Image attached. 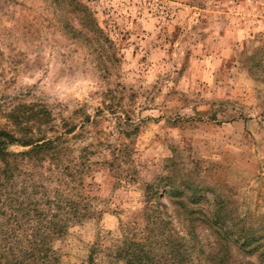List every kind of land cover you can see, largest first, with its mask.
<instances>
[{"label":"rangeland","instance_id":"obj_1","mask_svg":"<svg viewBox=\"0 0 264 264\" xmlns=\"http://www.w3.org/2000/svg\"><path fill=\"white\" fill-rule=\"evenodd\" d=\"M29 103L54 118L35 138L65 133L60 166L86 156L54 264H123L134 242L159 264H264V0H0V127ZM179 201L218 226L189 232Z\"/></svg>","mask_w":264,"mask_h":264},{"label":"trees","instance_id":"obj_2","mask_svg":"<svg viewBox=\"0 0 264 264\" xmlns=\"http://www.w3.org/2000/svg\"><path fill=\"white\" fill-rule=\"evenodd\" d=\"M19 107L21 108H9L3 114L6 124L13 128L0 127V264H54L57 257L51 242L64 235L72 222L87 214V206L73 184L76 173H82L86 156L82 157L78 167L73 168L67 163L60 166L55 160L61 161L57 156L61 147L59 142L65 133L56 134L53 138L44 134L37 138L34 136V129L37 128L40 132L43 126L53 121L51 110L43 103H29L22 110H18ZM66 132H70V129ZM15 144L27 148L19 151L9 149ZM49 156L50 164L46 170L50 175L45 174L42 169V162ZM52 173L57 175L54 186L50 183L53 181ZM45 179L48 181L41 182ZM173 193L170 195L174 196ZM160 194L161 188L157 183L147 184V207L159 211L162 205ZM182 196L191 203L198 205L200 202L199 199L193 201L183 190L180 192V197ZM177 204L179 211L184 208L183 201ZM184 211L185 209L180 211L184 215L182 220L192 233L198 225L194 221L199 219L197 216L191 218L187 215L199 213L201 217H205V211L203 213V209L198 206L185 212L187 215ZM210 216L211 218L199 221L207 222L211 228L218 226L217 214L211 213ZM243 228L240 232L246 231ZM216 231L217 228L214 229ZM217 233L227 243L228 237L219 231ZM258 240L254 236H247L242 239L240 246L249 249L251 243ZM143 244L134 242V250L123 251L121 248L115 255L123 257V264H159L158 261H153L152 251L144 250ZM142 251L139 256L138 252ZM175 255L174 259L181 254L176 252ZM224 255L228 258L229 253ZM89 260L92 264L91 256ZM174 262L178 260L175 259Z\"/></svg>","mask_w":264,"mask_h":264}]
</instances>
